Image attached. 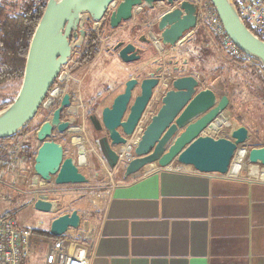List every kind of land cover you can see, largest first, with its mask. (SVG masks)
Wrapping results in <instances>:
<instances>
[{
	"label": "water",
	"instance_id": "95a60500",
	"mask_svg": "<svg viewBox=\"0 0 264 264\" xmlns=\"http://www.w3.org/2000/svg\"><path fill=\"white\" fill-rule=\"evenodd\" d=\"M209 1L232 43L264 66V41L245 25L233 0ZM161 3L170 9L154 22L152 29L162 47L174 48L197 28V6L188 0H47L29 43L20 88L14 100L0 109V139L21 133L34 119L72 52L83 44L86 22L95 28L96 24L107 21L108 27L114 30L130 21L135 12L154 11ZM139 41L151 42L147 33ZM114 50H118L117 55L124 63L140 60L143 53L133 42L120 41ZM161 71L162 66L156 69L157 75L151 72L140 80L130 77L99 115L89 116L94 131L101 134L96 144L102 159L111 170H121L123 180L147 171L152 165L166 169L180 164L202 174H227L247 136L241 130L234 138L206 132L216 120L221 125L219 116L224 104L211 88H199V81L192 75L172 80L157 111L134 143V158L118 163L116 147L126 144L135 131L159 84ZM70 99V93H64L50 118L35 133L42 143L36 151L33 170L42 185L47 182L57 186L76 185L89 181L80 172L74 157L66 156L64 146L54 139L56 132L64 134L75 121L74 117H63ZM247 161L264 167V146L249 149ZM60 206V201L42 197L33 202L35 210L49 214H57ZM80 222L77 210L59 214L51 221L49 234L60 237L69 229H77Z\"/></svg>",
	"mask_w": 264,
	"mask_h": 264
},
{
	"label": "crops",
	"instance_id": "0c3cea01",
	"mask_svg": "<svg viewBox=\"0 0 264 264\" xmlns=\"http://www.w3.org/2000/svg\"><path fill=\"white\" fill-rule=\"evenodd\" d=\"M159 5L154 11L139 12L136 24L142 26L144 33L168 10L165 4ZM143 67L146 64H140ZM86 71L89 73L91 69ZM135 72L139 69H130L126 80L135 77ZM79 88L82 92V87ZM122 89L114 90L111 102ZM4 144L0 143V147ZM38 147L30 155L23 153L21 145L13 155L0 149V193L9 197L0 201V214L15 212L13 195L26 202L33 197L60 201L63 213L76 208L71 206L74 200L68 198L71 193L64 189L67 185L48 190L52 195L48 191L39 194L22 191L23 184L16 173L33 168ZM103 166L109 177L104 183L106 192L100 198L99 217L90 229L91 218L84 219L81 206L76 208L80 225L64 234L67 240L63 241V247L69 255L89 258L90 264H264V180L244 173L245 165L233 161L225 176L198 173L180 164L166 169L152 165L127 180L122 179L121 170H111L105 163ZM249 170L254 177L264 178L260 166L249 164ZM56 216L51 214V221ZM41 226L43 222L38 221L27 228L33 232L49 231ZM38 242H48L49 249L54 240L43 241L33 234L30 255ZM44 264H48L46 256Z\"/></svg>",
	"mask_w": 264,
	"mask_h": 264
},
{
	"label": "rangeland",
	"instance_id": "374dc122",
	"mask_svg": "<svg viewBox=\"0 0 264 264\" xmlns=\"http://www.w3.org/2000/svg\"><path fill=\"white\" fill-rule=\"evenodd\" d=\"M10 1L20 2L21 0H10ZM139 16L140 14L136 15L135 17L136 19H132L131 21L124 22L114 30H111L106 24H104V28L102 29L101 32H99L100 29L95 30L96 32L98 31L99 37L101 38V47L98 56L95 58L96 61L95 60L93 61L94 65L92 64L93 66L90 67L91 65L90 63L87 66L86 65L80 66L78 70L76 68L71 71V74L74 73L78 77V74H81L83 72L85 73V71L88 68L91 69V71L87 73L86 78L82 84V92L84 93V97L86 101H88L93 105V103L98 102L96 94L99 93L103 94L102 97L103 102L100 103L101 106H98L97 108H88L87 106H85V111L89 110L91 114H96L99 113V111H101L102 107L106 106V104L108 105L111 102L112 93L117 87L124 86L123 84L126 81L127 72H129L130 69L132 68L139 69V72H135V74H139L141 78L144 75L149 74V71L152 70L151 68L152 66L155 67L157 65H165L166 66L165 76L169 72L171 75L177 74L173 72V69L180 70L184 68L186 72L196 73L200 77L202 82L204 79H207L208 81L215 80L214 79L215 75L212 72V70L217 66H221V65L226 66V63H229L233 66L241 68V66H239L237 63H234L233 61L229 60L228 57L222 55L217 50L215 45H213L207 38L206 39L209 43L210 51L212 52L213 57H209L206 60L199 58L198 61H193L192 59L197 54V51H195L194 45L191 42V38L193 37L192 31L189 32L190 34H187V36H185V38L180 43L175 45L173 50L169 51V54L164 53L165 54L164 57L161 58V56L158 53V50H156L155 46L152 43L144 44L138 41L139 34L140 35L144 34V29L142 28V26L136 24V21L139 18ZM195 30H197V28ZM120 41L123 42V44H126L128 42H134L137 44V46L140 47L143 44L142 47L146 51L143 52V55L141 56L140 60L132 62L133 64L129 66L131 63L129 64L122 62L117 55V51L113 50V47ZM78 55L79 54L77 50H75L73 56L77 57ZM143 63L144 65L146 64V67L140 68V64ZM198 68L201 69L202 72H200ZM218 82H221L220 78H218ZM219 89H220V94H222L220 97L222 99L219 101H222V103L224 104V111L221 112L219 116L221 125L219 124L218 121H217L218 123L215 121L214 125H212L211 128H208V130L209 129L217 130L216 132L218 137L234 138L236 137L237 132H240V130L246 134L247 140L245 141L244 144H241L238 150L236 151L234 163L240 162L241 165H245L244 173L248 174L251 171L249 170L247 153L248 150L251 149L249 143L252 140V136L244 126L238 125L236 123H231L230 113L228 111H227L228 113L225 112V110H227L229 105L228 102L229 97L227 98L226 96L227 92L226 90L225 91L223 90V87L221 85ZM88 90L89 91L92 90V93L89 94ZM107 92L109 93L107 94ZM40 109H43V107ZM143 122H145V119L143 120ZM85 129L91 145L95 147L96 150L95 152L99 154L100 151L98 147L94 144V141H96V139L101 134L99 135L98 133L97 134L95 133L89 121L86 123ZM258 132L259 133L255 135L261 137V141H264V130H260ZM54 139L56 141H60L61 144L64 146V153L66 156L71 154L73 157H75L76 149L72 147L69 143L70 136L66 134L55 133ZM16 141H19V145H21V149L27 150V151L24 150L23 153L29 155L42 142L41 140L37 139L35 134L34 136H31V132H27L23 135L22 134L19 135L17 139H15L13 142ZM86 148L88 149V145H86ZM93 155L96 156V154L93 152L87 154L86 157L87 166H79L80 172L86 175L87 178L89 179L88 183L76 184V185L70 184L64 186L65 187L64 189H66L67 192L71 193V195H68V198L74 200V203L71 206L73 207L75 206L77 209H79V205H80L83 218L84 219L91 218L90 229H93L96 220L99 217V207H100L99 202H101L100 198L103 196L104 192H106L107 186H105L104 183L109 177L103 164L99 162L98 160L99 158L96 156L97 157V161H96ZM99 155L101 156V154ZM95 166H98V168L93 169V167ZM260 167L263 168V166ZM75 189L78 191L76 192L77 194L71 192V190L73 191ZM48 190H45L44 192ZM22 191L25 193L27 190L23 189ZM46 193L52 195L51 191H48ZM57 193L60 192L58 191L56 192V194ZM13 200H14L13 205L15 204L16 206V210L13 215L15 216L20 226L31 227L36 225L38 221H42L43 226H41L40 228L42 229L49 228V224L51 221V214L35 210L31 203H29L28 201L26 202V200H24L21 197L16 198V196L13 195ZM84 206H87L86 207L87 209L84 208ZM76 208H73V210H77ZM48 246H49L48 242L35 243L32 249V253L27 259V264H44L45 256L47 257V253L49 250Z\"/></svg>",
	"mask_w": 264,
	"mask_h": 264
},
{
	"label": "built area",
	"instance_id": "2783aa9c",
	"mask_svg": "<svg viewBox=\"0 0 264 264\" xmlns=\"http://www.w3.org/2000/svg\"><path fill=\"white\" fill-rule=\"evenodd\" d=\"M197 6V28H199L206 38L217 48V50L224 56L228 57L229 60L237 63L239 66H253L259 70L264 77V66L244 54L239 50L226 35L223 26L220 22L219 16L209 0H188ZM239 16L244 21L245 25L262 41H264V0H233ZM162 5V3H161ZM167 9L168 6L165 5ZM139 12H135L132 19L138 15ZM103 24H96L93 30H101ZM153 26V25H151ZM150 26L147 31V37L151 40V43L158 50L161 58L164 57V53L169 54L172 48H163L161 46L159 37L156 32L153 31ZM100 32V31H99ZM98 33V31H97ZM99 36V33H98ZM100 38V37H99ZM152 38V39H151ZM101 40V38H100ZM157 43V45L154 43ZM79 56L71 57L67 64L62 68L54 84L49 89L46 98L41 106L43 109H51L54 105H58L63 94L69 91L68 84L74 80L71 71L77 64ZM162 66L160 72L159 84L154 88L151 99L144 111L135 131L130 138L127 139L126 144L116 147L118 154V163L128 162L134 158L133 147L134 143L138 139L143 127L148 123L150 117L157 111L161 99L165 92L171 87V82L176 77L192 75L199 81L200 87H202V80L196 73L186 72L184 68L180 70L173 69L174 73L171 75L170 72L165 76L166 66ZM77 99L67 107L64 112L66 116H72L75 122L69 126L68 130L64 133L70 136L69 143L76 149L75 162L79 166H87L86 157L88 153H95L99 160L104 164L106 163L102 157L96 153L95 148L91 145L88 135L86 133V113L84 105L81 101L79 89L77 92ZM145 119V122L143 120ZM217 136V132L212 133ZM88 145V149L86 148ZM80 149L83 150L84 158L83 162L80 155ZM234 159L232 160L233 163ZM230 165V169L232 167ZM264 169V167L262 168ZM230 172V170H229ZM229 172L225 175H228ZM6 174H9V167L7 168ZM109 175H111L109 173ZM223 175V176H225ZM252 178L262 179L254 177L248 173ZM16 178L23 184V189L39 194L45 190L55 188L53 182L41 184V178L35 173L33 168L31 169H20L16 173ZM9 200V197L0 193V201ZM41 225V222L38 223ZM33 235V229L22 227L18 224L15 216L12 213L0 214V264H27V259L30 256L31 237ZM46 261L48 264H90L91 259L89 258H78L69 255L64 247L62 240H56L49 248Z\"/></svg>",
	"mask_w": 264,
	"mask_h": 264
},
{
	"label": "trees",
	"instance_id": "16d2710c",
	"mask_svg": "<svg viewBox=\"0 0 264 264\" xmlns=\"http://www.w3.org/2000/svg\"><path fill=\"white\" fill-rule=\"evenodd\" d=\"M46 1L21 0L20 2H12L10 0H0V109L6 107L14 100L20 88L29 43L43 13ZM104 24L108 26L107 21H104L100 32L104 28ZM92 29V24L89 23V33L81 48L80 65L82 66L92 63L100 51L101 40L97 32ZM192 32L191 42L195 51H197L192 60L198 61L199 58L206 60L209 57H213L204 33L199 28ZM198 70L202 72L201 69L198 68ZM212 72L215 75V80L208 81L204 79L202 87L214 90L218 99L221 100L222 94H220L219 89L221 85L223 90L227 92V98L229 97V105L225 112L228 111L230 113L231 123L242 125L250 132L252 136V140L249 143L250 148L264 146V141H261V137L255 135L259 133L258 131L264 130V77L262 73L253 66L239 68L229 63H226V66L215 67ZM218 78H220L221 82H218ZM47 117L48 113L40 109L21 133L8 139H0V143H6L0 149L3 152L7 150L13 155L19 147V141H13L19 135L27 132H31V136H34L35 131ZM35 199L33 197L29 203L34 202ZM62 208L63 204L61 202L56 215L63 214ZM33 234L38 235L43 241L53 238L48 230L37 229ZM53 240L64 241L67 238L62 235L53 238ZM75 242L80 243L81 241Z\"/></svg>",
	"mask_w": 264,
	"mask_h": 264
},
{
	"label": "flooded vegetation",
	"instance_id": "af4514ba",
	"mask_svg": "<svg viewBox=\"0 0 264 264\" xmlns=\"http://www.w3.org/2000/svg\"><path fill=\"white\" fill-rule=\"evenodd\" d=\"M89 23L90 22H86V24L84 25V28H85V31H86V34H85V38H84V42H83V44L80 46V47H78V48H76L75 50H77V52H78V56H79V59H78V61H77V64H76V66L74 67V69H76L77 68V70L80 68V66H82V65H80V59H81V48H82V46L84 45V43H85V40H86V38H87V35H88V33H89ZM93 30V29H92ZM142 35V34H141ZM140 34H139V36L138 37H140L141 36ZM138 41H139V39H138ZM134 43V42H133ZM135 44V46L136 47H139V48H141V49H143V52L144 51H146V50H144V48L142 47L143 46V44L141 45V47L140 46H137V44L136 43H134ZM144 44H151V42L150 43H144ZM107 49V48H106ZM75 50L72 52V55H71V57H73V55H74V53H75ZM113 50H114V47H113ZM114 51H117V53H118V50H114ZM151 53V52H150ZM142 55H143V53H142ZM141 55V56H142ZM70 57V58H71ZM95 61H96V59H95ZM91 64H93L94 65V63L92 62ZM80 65V66H79ZM92 65V66H93ZM161 65H157V66H155V67H151L152 68V70H150L149 71V73L150 72H155L154 74L155 75H157V73L158 72H156V69L158 68V67H160ZM89 71V70H88ZM88 71H86L83 75H82V77H77V75H75L74 73H72V76H73V78H74V80H72L69 84H68V86L67 87H76V88H74V89H72V90H69L68 92L70 93V95H71V102H70V104L72 103V102H74L75 100H78L77 99V92H78V89H79V93H80V97H81V101H82V103H83V105H84V108H85V106H87L88 108H97L98 106H101V104L100 103H102L103 102V100H102V97H103V94L102 93H99V94H96L97 95V100H98V102H95V103H93V105L91 104V103H89L88 101H86V99H85V97H83V95H82V92H81V89L79 88V87H82V84H83V81L85 80V78H86V75H87V73H88ZM147 76V74L146 75H144L142 78H145ZM130 78V77H129ZM128 78V79H129ZM135 78H138L139 80L140 79H142L140 76H139V74H137L136 76H135ZM125 83V82H124ZM72 84V85H71ZM124 85V84H123ZM124 87V86H123ZM109 92H107V94H108ZM108 96V95H107ZM106 97V96H105ZM107 98V97H106ZM105 98V99H106ZM107 105V104H106ZM55 107H57V105H54L51 109H49V110H47V109H42V110H44V111H46L47 113H48V117H47V119H49L50 118V115H51V113H52V111H53V109L55 108ZM103 108V107H102ZM85 113H86V123L89 121L90 122V120H89V116L90 115H92L91 113H90V111L89 110H86L85 111ZM97 115H99L100 114V111H99V113H96ZM63 117L65 118V119H67V118H69V117H72V116H69V117H67L66 116V113L63 111ZM46 119V120H47ZM75 122V121H74ZM57 133V132H56ZM96 133V132H95ZM97 134V133H96ZM94 143L96 144V141H94ZM97 145V144H96Z\"/></svg>",
	"mask_w": 264,
	"mask_h": 264
},
{
	"label": "bare ground",
	"instance_id": "6f19581e",
	"mask_svg": "<svg viewBox=\"0 0 264 264\" xmlns=\"http://www.w3.org/2000/svg\"><path fill=\"white\" fill-rule=\"evenodd\" d=\"M152 39V38H151ZM154 41V40H153ZM154 43H155V41H154ZM156 45H157V43H155ZM155 51V50H154ZM216 122H217V120H216ZM220 124V123H219ZM217 130H208V128H207V130H206V132H208V133H210V134H212L213 132H216ZM80 155H81V159H82V162H83V156H84V153H83V150L82 149H80Z\"/></svg>",
	"mask_w": 264,
	"mask_h": 264
}]
</instances>
